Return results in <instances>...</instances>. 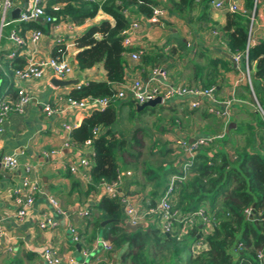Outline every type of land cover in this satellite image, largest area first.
<instances>
[{
	"label": "crops",
	"instance_id": "crops-1",
	"mask_svg": "<svg viewBox=\"0 0 264 264\" xmlns=\"http://www.w3.org/2000/svg\"><path fill=\"white\" fill-rule=\"evenodd\" d=\"M24 1L14 0V9L9 14L8 24L3 28L0 17V100L16 99L20 88H24L32 97L24 114L10 115L5 125V132L0 137V157L15 155L19 162L18 168L13 171L0 167V228L5 233L4 246L0 249V264H46L44 253L47 249H52L63 263L74 259L77 264H122V256L120 261H117L116 257L122 252L123 255L127 251V246L114 249L112 253L98 248L87 259L82 255V250L93 244L87 239L92 233V226L89 224L94 218L99 217V212L95 208L105 195L100 187L96 192L89 191L91 185L89 171L80 167L78 174H72L69 170L73 162L78 164L84 158L90 160L93 166L92 148L88 146L77 148L73 145L67 147L71 142L72 132L94 112L70 107L67 99L71 92L90 82H103L107 79L102 65L86 72L78 70L76 56L79 49L76 41L90 27L99 25L103 21L114 24V19L100 11L95 18L87 20L80 26L65 20L55 24L43 22L44 37L33 46L28 41L30 31H26L24 35L21 34L20 25L23 23L21 22L23 15L16 20L11 15L15 9L24 8ZM29 1L32 3V0ZM157 1L159 3L157 7L167 10V14L158 22L127 13L131 22L136 21L140 24V30L132 37L130 50L131 52L138 50L142 55L164 53L168 57L167 61L157 68L166 72L169 84L202 88L209 74L212 73L211 61H223L228 59V56L235 57L229 51L225 34L222 31L227 24L228 15L233 14L230 11L232 5H236L240 11L236 14L245 15L251 20L249 27L251 46L264 41V0H212L209 4L199 0L189 16L186 15L183 19L171 14L167 9L172 6V1L178 0ZM217 3H223L225 7L218 9L216 8ZM13 31L24 39L25 45H17L11 39ZM60 41L64 42L66 59L75 68L74 74L67 80L76 79L78 70L82 78L79 85L55 88L51 84L54 76L50 71H46L40 80L16 82L14 70L18 66L22 63L26 65L29 60L40 62L52 58ZM125 59L128 64L125 83H131L137 79L148 83L153 70L157 69L146 65L142 59L134 61L130 53L125 55ZM231 64L232 70H225L219 64L216 68L218 78L214 85L219 101H227L231 98L237 100L230 119L227 121L217 113H211L212 105L208 102H204L199 109H195L198 111L190 117L186 116V113L194 109L191 108L189 101L174 100L164 103L166 105L164 108L172 111L173 120L170 126L161 125L162 128L159 129V132H164V129L169 132L166 139L167 144L160 147L168 146L172 152L165 153L159 147L158 153L165 157L178 153L179 158L164 160L155 169L147 165L146 169L154 171L152 174H146L144 170L137 172L136 163L123 160L122 154L119 153L122 157L119 161L120 173H132L131 176L123 177L120 185L123 193L143 205L156 203L170 177L174 175L171 170L176 168L179 172L187 158L186 152L177 145L178 140L189 141L199 137L223 136L218 139L220 140L225 137L229 129L236 127L232 121L233 115L245 105H249L246 99L242 100L236 94L243 86L249 84L246 78L247 71L255 74L256 64H252L251 67L249 65L247 67L244 61L238 62L237 66H234L232 62ZM250 86L256 98L252 82ZM48 104L57 110L50 116L45 112ZM114 105L120 106V113L124 109L137 110L136 102L131 98L115 101ZM258 107L262 109L259 103ZM216 109L220 111L221 107ZM204 117L213 119L221 128V132L216 133L213 127L208 126ZM65 125H69L71 130L66 131ZM216 142L208 147L218 148ZM53 151H58L59 154L52 156L50 153ZM125 151L127 155L135 156L134 153ZM46 153L49 155L46 156ZM27 169L30 171L27 172ZM157 170L160 171L159 175L167 171L169 173L165 178L156 182L152 180V177L157 174ZM26 179L38 185L39 193L35 196V204L25 220L19 221L16 216L14 194L23 189ZM160 186L161 188L157 190L156 188ZM51 199L58 202L62 213L57 212L50 202ZM82 212H88L89 215L82 217L80 215ZM45 216L57 222L55 229H41L40 223ZM150 223L152 222L144 224V228ZM71 227H76L82 238L85 237L82 244L73 242ZM98 237L102 238L100 234Z\"/></svg>",
	"mask_w": 264,
	"mask_h": 264
},
{
	"label": "trees",
	"instance_id": "trees-1",
	"mask_svg": "<svg viewBox=\"0 0 264 264\" xmlns=\"http://www.w3.org/2000/svg\"><path fill=\"white\" fill-rule=\"evenodd\" d=\"M202 2L209 4L212 0ZM171 4L167 9L171 14L183 19L186 15L189 16L197 0H178L172 1ZM57 5L61 6L59 11L54 10ZM158 5L157 0H99L95 3L85 0L47 1L45 17H50L53 22L45 24L65 20L80 26L95 18L100 11L114 19V24L103 21L90 27L77 39L78 70L86 72L102 65L107 79L77 87L71 92V99L82 101L114 98L117 87L127 80L128 64L125 55L132 51L124 48L121 35L131 25L127 13L151 19ZM250 24L249 17L233 13L228 15L227 24L222 31L231 54H242L248 49L249 67L256 64V72L251 77L252 88L264 110V41L248 48ZM20 26L22 35L26 31L45 29V25L36 20L23 22ZM59 50L60 47H57L53 58L66 55V49H61L63 53H59ZM167 58L162 52L141 55L142 62L152 68L164 64ZM219 64L225 70L233 69L229 59L211 61L212 73L202 88H210L216 84V68ZM23 67L24 63L15 70ZM247 94H252L249 84L237 91L236 96L245 100ZM162 109L165 110L164 107ZM148 110L156 109L146 108L141 113ZM197 111L192 110L186 113V116H193ZM256 116L259 118L256 125L249 122L239 125L234 121L236 128L229 129L223 139L217 140L218 148L202 147L194 158L189 180L177 191L175 208L182 214L196 212L202 207L209 208L214 224L212 233L205 237L204 231L200 230L198 225L189 231L184 240H179L174 235L162 233L160 220L135 232L131 231L119 222L124 218L119 201L103 196L95 208L99 217L89 224L92 226V233L89 237L85 235L88 241L94 243L100 234L112 243L114 249L127 246V251L122 256V264H264V258H258L259 252L264 251V119L258 114ZM116 120L117 112L113 104L105 110L92 112L71 134L72 145L77 148L86 146L89 140L92 141L94 164L89 191L96 192L102 182L113 183L118 179L121 168L117 154L121 153L123 160H126V141L110 129ZM95 129L101 132L97 136L94 135ZM159 129L160 126L158 131ZM165 131L167 130L164 129ZM238 134L244 137L243 145L237 141ZM136 142L138 146V141ZM228 148H231L232 154ZM163 152L170 153L172 150L165 146ZM130 156L133 157L131 154ZM153 171L149 170V173L152 174ZM171 172L175 174L178 170L173 168ZM168 173L169 171L162 175L156 174L152 180L159 182ZM160 188L161 186L156 189ZM247 208H253V219H247L244 215ZM105 220L117 222L102 227ZM190 239L193 243L188 245L187 241ZM200 241L206 243L207 247L200 254L194 255L192 247Z\"/></svg>",
	"mask_w": 264,
	"mask_h": 264
},
{
	"label": "built area",
	"instance_id": "built-area-1",
	"mask_svg": "<svg viewBox=\"0 0 264 264\" xmlns=\"http://www.w3.org/2000/svg\"><path fill=\"white\" fill-rule=\"evenodd\" d=\"M48 0H32L31 12L30 15H23L21 22H30L38 18H42L46 23H52L53 19L50 17H45V9ZM89 3H95L99 0H85ZM199 1V0H197ZM225 6L223 3H217L216 8L223 9ZM14 9V0H0V17L2 28L8 24V17L10 12ZM61 9L60 5L54 7L55 11ZM230 11L233 13H239V9L236 5L230 7ZM167 14V10L161 7H156L154 9L153 17L150 19L153 22L160 21ZM140 30L139 22H131L130 27L125 29L122 32L123 37V46L125 49H130L132 46V37L134 34ZM44 37V33L41 30H32L30 31V36L28 41L31 45L35 46L39 41ZM11 39L20 46L26 44L24 39L17 35L16 31L11 33ZM63 41L59 42V53L63 51L62 48L66 49ZM250 42L248 43V48L250 47ZM131 54L134 61H140L141 53L139 52H128ZM235 61L238 63L244 61L248 67V49L242 53L235 55ZM46 71H50L54 78L60 80H67L70 78L74 72L75 68L69 63L66 59V55L58 58H49L40 62H35L29 60L25 67L14 71L16 82L29 81V80H40L44 77ZM247 81L251 85L250 72L247 71ZM117 94L112 99H87L82 101H75L70 97L67 99V103L70 107L80 109V110H90V111H102L110 107L118 100H126L131 98L137 104L143 105L149 101L161 98L163 104L166 102L179 100V101H189V104L192 109H199L204 102H208L212 105L210 112L217 113L220 117H223L227 121L232 115V109L237 100L235 98L228 99L227 101H219L216 96V87L210 88H200V87H188L183 85H172L168 82V76L166 72L157 68L152 72V77L148 83H144L141 79H137L131 83H124L117 87ZM32 97L24 89L20 88L17 92L16 99L11 101L0 100V137L5 132V125L11 114H24L26 107L31 103ZM221 107L219 111L217 107ZM261 109V108H260ZM263 112V110L261 109ZM45 112L50 116L57 112L53 107L48 104L45 107ZM264 114V112H263ZM65 130L70 131L71 128L69 125H65ZM99 130H94V135H99ZM223 136H208V137H199L194 139L193 143H189L186 139H181L177 141V145L186 152L187 158L182 168L178 173L172 175L169 179V182L163 191L160 199L154 204L143 205L137 202L133 197H130L123 193L120 190V185L123 182V177L125 175L131 176V172L119 173L118 179L113 183L102 182L100 184V189L105 196H108L112 199H117L122 208V212L125 216V222L130 223L131 225L138 226L144 225L148 222L154 223L156 220H160L162 233L166 235H174L179 240H184L188 235L189 231L195 226H203V231L205 237L212 233L214 229V224L212 217L209 214V208H201L196 212L184 215L181 211L175 208L177 191L181 185L185 184L191 176V168L194 164V158L197 152L202 147H208L214 144L219 138ZM72 146V142H69L67 147ZM86 146L92 148V141L89 140L86 143ZM53 155H58V151H53L50 153ZM46 156L49 153L45 154ZM19 162L17 156L15 155H6L0 157V167L5 170L13 171L17 169ZM80 167L86 169L90 172L92 170V164L88 159H82L78 164L73 162L69 166V170L72 174H78ZM30 169H27L29 172ZM39 193V187L36 183L31 182L26 179L23 183V189L17 191L14 194V204L17 208L16 216L19 221H24L27 217L30 209L35 204V196ZM51 204L55 207L57 212L62 213L58 202L55 199L50 200ZM82 217H87L88 212H82L80 214ZM244 215L247 219H253L255 217L253 208H247L244 211ZM57 222L45 216L41 221V229L53 228L55 229ZM70 232L73 238V242L77 244L83 243V238L80 235L76 227H71ZM5 242V233L0 228V249L4 246ZM207 245L203 241L198 242L192 247V252L194 255L200 254L206 249ZM101 248L107 253H112L114 247L109 240L104 238H98L90 247H86L82 250V255L85 259L90 258L92 253ZM258 258L262 260L264 258V251L261 250L258 254ZM44 259L46 264H77L74 259H71L67 263H63L59 259L56 253L52 249H47L44 253Z\"/></svg>",
	"mask_w": 264,
	"mask_h": 264
},
{
	"label": "rangeland",
	"instance_id": "rangeland-1",
	"mask_svg": "<svg viewBox=\"0 0 264 264\" xmlns=\"http://www.w3.org/2000/svg\"><path fill=\"white\" fill-rule=\"evenodd\" d=\"M248 74V73H247ZM250 74V73H249ZM247 77V76H246ZM252 77V74H250ZM249 105H245L238 112H235L233 115V120L237 122L239 125L244 122L253 123L254 125L258 124L259 118L256 116L260 115L264 119L263 113L260 111L258 107L259 101L255 98L253 94H247V99ZM260 104V103H259ZM115 110L117 112V120L111 126V130L117 133V136L122 140L126 141L125 149L128 152L134 153L135 156L131 157L130 155H125V158L128 162L136 163V170L140 173V171L144 170L149 173V170L145 168V166L149 165L151 168H158L163 161L169 158H179V154L175 155L170 154L168 157L161 156L159 152V147L167 144V136L169 135L168 131L159 132V126H170L172 124L173 116L171 115L172 111L170 109L163 110L162 107H166V105H159V107L155 108L156 110H148L143 113L138 112L136 109L132 108L129 111L124 109L120 113V106L116 107L114 105ZM264 108V101H263ZM201 115V113H199ZM198 114V117H199ZM207 120L208 126L213 127L216 130V133L221 132V128L215 123L213 119L204 117ZM203 119V118H202ZM184 125V124H183ZM160 127V130L162 128ZM185 128L187 129L186 125ZM234 129L236 127H233ZM189 129V128H188ZM106 131L108 129H105ZM246 133L248 131L246 130ZM173 138L175 137L174 135ZM176 138V137H175ZM136 141H138V146L136 145ZM237 141L243 145L244 137L241 134L237 135ZM135 142V145H133ZM166 142V143H165ZM171 142V141H169ZM133 143V144H132ZM164 150L163 147L160 149ZM232 154L231 148H228ZM158 153V154H157ZM182 156V155H181ZM180 156V157H181ZM118 161H121L122 157L117 154ZM94 164V162H93ZM160 173L157 170V174ZM100 237H102L100 235ZM188 245L193 243V240L190 239L187 241ZM123 253V252H122ZM122 253H119L116 257L117 261H120Z\"/></svg>",
	"mask_w": 264,
	"mask_h": 264
},
{
	"label": "water",
	"instance_id": "water-1",
	"mask_svg": "<svg viewBox=\"0 0 264 264\" xmlns=\"http://www.w3.org/2000/svg\"><path fill=\"white\" fill-rule=\"evenodd\" d=\"M24 2H25V5H24L23 9H15L11 13V15L13 16V18L15 20L19 19L21 15H30V12L32 9L31 3L29 0H25ZM36 21L39 23L44 22L42 18H38V19H36ZM228 59L234 64V66H237V62L235 61V59L232 56H228ZM81 80H82V78L80 77V73L77 70V78L76 79L60 80V79L54 78L52 80L51 84L55 88H64V87H68V86H77L80 84ZM162 104H163L162 99L157 98V99L149 101L143 105H139L136 103V108H137V111L140 112L146 108H155V107L162 105ZM193 141H194L193 139L189 140V143H193ZM262 218L264 219V215L262 216ZM116 222H117V220H105L102 222V227H106L107 225H109L111 223H116ZM119 222L125 224V226L128 229H130L131 231H134V232L137 231L138 229H140L141 227H144V225L134 226V225H131L130 223H126L125 219H121ZM199 228H200V230H202L203 226H200Z\"/></svg>",
	"mask_w": 264,
	"mask_h": 264
}]
</instances>
